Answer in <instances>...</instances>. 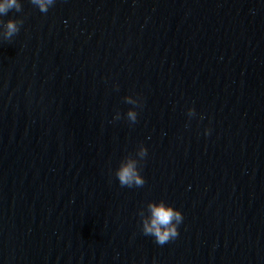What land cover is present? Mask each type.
Here are the masks:
<instances>
[{
    "label": "water",
    "instance_id": "95a60500",
    "mask_svg": "<svg viewBox=\"0 0 264 264\" xmlns=\"http://www.w3.org/2000/svg\"><path fill=\"white\" fill-rule=\"evenodd\" d=\"M19 2L0 264H264V0ZM129 160L142 187L119 183ZM161 202L183 214L164 245L144 233Z\"/></svg>",
    "mask_w": 264,
    "mask_h": 264
},
{
    "label": "clouds",
    "instance_id": "9594fccd",
    "mask_svg": "<svg viewBox=\"0 0 264 264\" xmlns=\"http://www.w3.org/2000/svg\"><path fill=\"white\" fill-rule=\"evenodd\" d=\"M33 5L38 6L39 10L43 13H47L49 7L55 3V0H31ZM15 9L17 12L22 11V5L19 0H0V15H7L10 10ZM23 20L9 19L6 23L0 20L5 28L4 38L11 39L20 30ZM188 115H195V108L188 110ZM128 116L132 122L137 121L135 112H129ZM210 133V130H208ZM148 149L145 147L141 149L140 156L146 157ZM117 178L121 186L132 187L133 185L142 187L145 184V179L141 176L137 170L136 162L129 160L126 164H123L117 171ZM151 210V220H145L144 233L145 235H151L155 238L156 242L160 245H164L172 239H175L179 235V225L183 221V214L180 210H176L173 207L165 206L163 202L159 205L153 203L149 205Z\"/></svg>",
    "mask_w": 264,
    "mask_h": 264
}]
</instances>
